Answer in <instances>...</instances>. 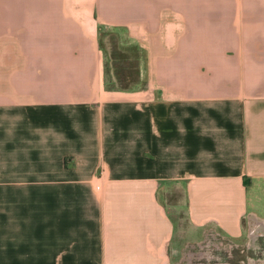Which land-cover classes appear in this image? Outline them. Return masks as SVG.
Masks as SVG:
<instances>
[{
  "label": "crops",
  "instance_id": "obj_1",
  "mask_svg": "<svg viewBox=\"0 0 264 264\" xmlns=\"http://www.w3.org/2000/svg\"><path fill=\"white\" fill-rule=\"evenodd\" d=\"M214 233L264 243V0H0V264H193Z\"/></svg>",
  "mask_w": 264,
  "mask_h": 264
},
{
  "label": "rangeland",
  "instance_id": "obj_2",
  "mask_svg": "<svg viewBox=\"0 0 264 264\" xmlns=\"http://www.w3.org/2000/svg\"><path fill=\"white\" fill-rule=\"evenodd\" d=\"M207 34V33H206ZM229 33H220L218 38H215V43L222 47H225L223 44L227 42ZM175 218H180L182 226H185V218L182 217V214L174 215ZM246 238L242 241H237V245H231L230 249L227 248V242L229 240L225 237H222L216 233H214V241L215 243H221L218 247L215 245L207 247L205 249L207 253V259H201L199 257L198 252L200 248L198 246H187V250L189 249L191 255H193L192 262L193 264H200V262L205 264H264V254H262V250L264 249V243L261 238H258L256 244L258 247H251L252 244L246 245ZM226 245V246H225ZM250 246V247H249ZM225 247V248H224ZM254 258V261L252 260Z\"/></svg>",
  "mask_w": 264,
  "mask_h": 264
}]
</instances>
